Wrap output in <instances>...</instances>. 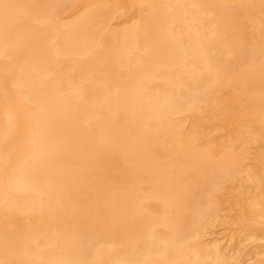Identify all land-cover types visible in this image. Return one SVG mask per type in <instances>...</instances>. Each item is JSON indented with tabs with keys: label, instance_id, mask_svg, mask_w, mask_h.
<instances>
[{
	"label": "bare ground",
	"instance_id": "6f19581e",
	"mask_svg": "<svg viewBox=\"0 0 264 264\" xmlns=\"http://www.w3.org/2000/svg\"><path fill=\"white\" fill-rule=\"evenodd\" d=\"M0 264H264V0H0Z\"/></svg>",
	"mask_w": 264,
	"mask_h": 264
}]
</instances>
